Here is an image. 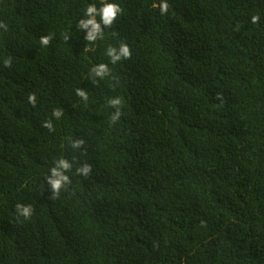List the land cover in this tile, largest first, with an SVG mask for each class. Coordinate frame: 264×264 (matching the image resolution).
<instances>
[{
    "label": "trees",
    "instance_id": "trees-1",
    "mask_svg": "<svg viewBox=\"0 0 264 264\" xmlns=\"http://www.w3.org/2000/svg\"><path fill=\"white\" fill-rule=\"evenodd\" d=\"M107 2L123 11L95 43L78 25L105 0L0 5V264H264V0Z\"/></svg>",
    "mask_w": 264,
    "mask_h": 264
},
{
    "label": "clouds",
    "instance_id": "clouds-1",
    "mask_svg": "<svg viewBox=\"0 0 264 264\" xmlns=\"http://www.w3.org/2000/svg\"><path fill=\"white\" fill-rule=\"evenodd\" d=\"M154 7L159 8L161 15H167V13L169 12L168 0H160V3L158 5H154ZM122 11L123 10L118 4L107 2V0H105V3H103V5L99 9L95 4H89L84 12V15L87 18L81 19L78 25L80 30L86 31L87 33L84 39L88 43H95L98 39L102 40L104 38V30L113 26L117 18L122 14ZM97 17H99L100 19L97 20ZM259 19V16H253L252 23H258ZM0 28L6 29V25L0 23ZM68 39L69 37L65 36V40L67 41ZM52 40V35L42 36L40 38V44L44 47H47L50 45ZM106 55L110 58V62L115 65L122 59H130L132 53L131 49L126 43H121L119 48L108 47ZM4 66L11 67V57L4 60ZM92 71L95 76L99 77L100 79H104L105 76L110 74V69L108 68L107 64L104 63L95 66ZM76 94L77 96L81 97L84 101L88 100V95L84 90L77 89ZM36 99L37 97L35 96V94H30L28 97V101L33 105V107H35ZM122 103L123 102L119 97L110 98L108 100L109 106L115 109V111L110 117V121L113 124L116 123L122 115ZM61 115L62 112L58 109L53 112V116L57 119H59ZM43 126L45 128H48L50 131L53 130V125L51 121L46 122ZM84 144L85 141L83 139H79L73 141L71 146L74 149H81L83 148ZM71 171L72 164L68 160L61 158L55 162V166L50 169V175L46 180V183L48 184L52 192L51 198L58 197L62 190L67 191L68 185H70L71 180L70 176L66 173H69ZM91 171V165L85 163L77 169V174L87 177L89 176ZM16 212L18 216L23 217L24 219H30L33 215L34 210L31 205L17 203Z\"/></svg>",
    "mask_w": 264,
    "mask_h": 264
},
{
    "label": "water",
    "instance_id": "water-1",
    "mask_svg": "<svg viewBox=\"0 0 264 264\" xmlns=\"http://www.w3.org/2000/svg\"><path fill=\"white\" fill-rule=\"evenodd\" d=\"M2 2H3V0H0V5H1Z\"/></svg>",
    "mask_w": 264,
    "mask_h": 264
}]
</instances>
